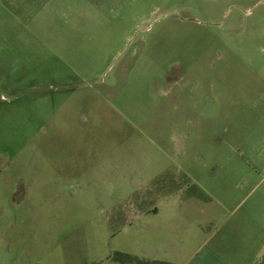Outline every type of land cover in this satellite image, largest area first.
<instances>
[{"label":"rangeland","instance_id":"obj_1","mask_svg":"<svg viewBox=\"0 0 264 264\" xmlns=\"http://www.w3.org/2000/svg\"><path fill=\"white\" fill-rule=\"evenodd\" d=\"M1 238L264 264V0H0Z\"/></svg>","mask_w":264,"mask_h":264},{"label":"trees","instance_id":"obj_2","mask_svg":"<svg viewBox=\"0 0 264 264\" xmlns=\"http://www.w3.org/2000/svg\"><path fill=\"white\" fill-rule=\"evenodd\" d=\"M113 260L120 262L121 264H156V263H146L141 260H136L128 255L116 253L112 258Z\"/></svg>","mask_w":264,"mask_h":264},{"label":"crops","instance_id":"obj_3","mask_svg":"<svg viewBox=\"0 0 264 264\" xmlns=\"http://www.w3.org/2000/svg\"><path fill=\"white\" fill-rule=\"evenodd\" d=\"M3 239H0V264H5V255H8L4 249ZM4 258V259H3ZM8 264V263H7ZM40 264V263H39ZM99 264H121L113 259L102 260Z\"/></svg>","mask_w":264,"mask_h":264}]
</instances>
